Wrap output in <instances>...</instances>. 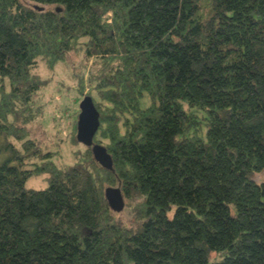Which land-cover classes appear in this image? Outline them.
Wrapping results in <instances>:
<instances>
[{
	"label": "trees",
	"instance_id": "trees-1",
	"mask_svg": "<svg viewBox=\"0 0 264 264\" xmlns=\"http://www.w3.org/2000/svg\"><path fill=\"white\" fill-rule=\"evenodd\" d=\"M71 53L110 170L29 137ZM0 264H264V0H0Z\"/></svg>",
	"mask_w": 264,
	"mask_h": 264
},
{
	"label": "rangeland",
	"instance_id": "rangeland-1",
	"mask_svg": "<svg viewBox=\"0 0 264 264\" xmlns=\"http://www.w3.org/2000/svg\"><path fill=\"white\" fill-rule=\"evenodd\" d=\"M80 53H71L64 63L53 69L40 66L39 75L44 86L37 94L35 105L41 106L42 117L32 125L30 139H34L43 151L54 153L52 162L58 166H69L73 162L70 138L71 126L68 116L79 112V103L84 98L77 92V81L81 73L86 74L88 67L83 66ZM86 93V91H85ZM26 186L44 189L47 183L42 177L31 178Z\"/></svg>",
	"mask_w": 264,
	"mask_h": 264
},
{
	"label": "water",
	"instance_id": "water-1",
	"mask_svg": "<svg viewBox=\"0 0 264 264\" xmlns=\"http://www.w3.org/2000/svg\"><path fill=\"white\" fill-rule=\"evenodd\" d=\"M98 127L99 114L93 105L92 99L86 96L79 103L76 140L82 145L91 148L93 158L100 167L110 170L112 168L110 155L103 146L93 143V137ZM104 196L109 208L113 212L119 213L123 210L124 201L118 188H106Z\"/></svg>",
	"mask_w": 264,
	"mask_h": 264
}]
</instances>
